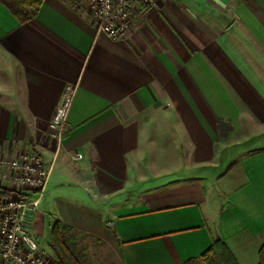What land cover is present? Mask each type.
I'll use <instances>...</instances> for the list:
<instances>
[{
    "label": "crops",
    "instance_id": "1",
    "mask_svg": "<svg viewBox=\"0 0 264 264\" xmlns=\"http://www.w3.org/2000/svg\"><path fill=\"white\" fill-rule=\"evenodd\" d=\"M67 83L58 140L48 122ZM219 117L232 128L218 138ZM29 145L50 174L21 191L38 199L25 225L51 264L55 219L119 264H184L216 237L258 264L264 0H156L116 39L75 0H44L24 23L0 1V154Z\"/></svg>",
    "mask_w": 264,
    "mask_h": 264
},
{
    "label": "built area",
    "instance_id": "2",
    "mask_svg": "<svg viewBox=\"0 0 264 264\" xmlns=\"http://www.w3.org/2000/svg\"><path fill=\"white\" fill-rule=\"evenodd\" d=\"M83 5L96 22L97 30L109 38L120 37L133 15L155 5L156 0H86ZM76 85L67 83L48 123L50 135L58 140L68 127V117ZM78 152L73 159L82 158ZM50 169L32 145L14 156L0 155V189H10L15 197H0V264H50L38 240L25 225V215L38 199L24 200L22 190L40 194L44 191Z\"/></svg>",
    "mask_w": 264,
    "mask_h": 264
},
{
    "label": "trees",
    "instance_id": "3",
    "mask_svg": "<svg viewBox=\"0 0 264 264\" xmlns=\"http://www.w3.org/2000/svg\"><path fill=\"white\" fill-rule=\"evenodd\" d=\"M20 23L27 22L38 13L44 0H0ZM218 138L226 136L231 130V121L225 117L217 120ZM10 189H0L1 198H9ZM37 194V193H36ZM29 195L23 196L29 200ZM77 231L59 221L53 220L50 231L51 246L57 256L55 264H83L82 253L77 244ZM184 264H239L226 243L220 238H213L211 245L197 258H193ZM264 264V243L259 250V262Z\"/></svg>",
    "mask_w": 264,
    "mask_h": 264
},
{
    "label": "rangeland",
    "instance_id": "4",
    "mask_svg": "<svg viewBox=\"0 0 264 264\" xmlns=\"http://www.w3.org/2000/svg\"><path fill=\"white\" fill-rule=\"evenodd\" d=\"M75 1L78 5H87L88 7L86 0H75ZM236 141L238 140H235L234 144H231V142L230 144L233 145L234 147H237L238 145ZM218 145H220V143ZM15 196H16L15 194H11L10 197H15ZM76 237H77L78 248L82 253L83 264H119L117 261L111 258V255L107 252L106 248L103 247V244L100 242V240L92 236L81 234L78 232L76 234ZM56 259H57V256L55 257V260ZM49 261L51 264L52 262L50 258H49Z\"/></svg>",
    "mask_w": 264,
    "mask_h": 264
}]
</instances>
